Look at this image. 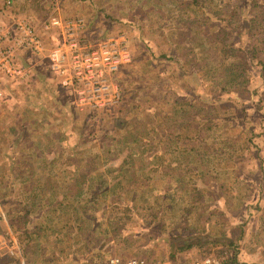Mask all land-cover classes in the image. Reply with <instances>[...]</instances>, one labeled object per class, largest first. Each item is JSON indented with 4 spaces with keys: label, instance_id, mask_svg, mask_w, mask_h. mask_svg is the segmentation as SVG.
<instances>
[{
    "label": "rangeland",
    "instance_id": "rangeland-1",
    "mask_svg": "<svg viewBox=\"0 0 264 264\" xmlns=\"http://www.w3.org/2000/svg\"><path fill=\"white\" fill-rule=\"evenodd\" d=\"M15 4L3 9L0 5L1 28L12 32L16 22H26L51 47L61 31L45 27L47 18L54 14L64 19L81 17L87 39L123 41L130 59L114 75L118 102L80 109L73 90L56 81L55 88L45 89L46 95L38 89L19 95L22 88L32 89L38 77L43 82L57 78L38 74L49 71L43 54L18 47L17 62L27 75L2 83L0 200L4 206H0V222H15L12 215L17 213L12 212L22 213V201L35 204L43 201L42 195L48 197L50 193H30L32 183L38 187L37 178L49 177L51 187L62 189L69 182L66 200L70 201L59 202L65 197L62 192L52 195L56 222L50 233L56 231L51 236H33L27 256L22 243L12 252L6 248L7 253L22 256L23 264H104L111 255L144 256L171 264H190L207 254L222 260L236 255L244 262L264 259V71L256 63L264 56L260 48L264 36L249 28L251 0H236L235 28L229 30L249 63L248 90L235 98L219 88L211 95L216 88L211 77L200 74L202 67L207 71L220 64L212 49L205 51L206 59L195 50L192 62L186 63L188 87L179 78L167 82L171 60L152 58L148 50L158 52L162 47L170 53L179 44L180 33L171 30L164 0H18ZM153 11L156 14L148 20ZM171 55L181 59L178 50ZM39 66L46 70H38ZM165 88L164 97H169L168 92L178 97L171 94L169 103H156L163 100L159 93ZM186 88L200 94L187 98L182 95ZM53 101L62 112L51 113L50 118L48 113L31 110L47 109L44 105ZM161 116L164 127L157 124ZM182 131L187 135L186 149L205 132L216 147L200 157L193 148L182 149L183 144H152L154 138L177 137ZM161 151L166 162L155 171L161 161L153 163V158ZM23 171L33 174L28 177ZM77 175L87 178L78 182ZM67 210H71L69 216ZM52 218L44 219L45 224ZM22 227L18 219L16 228Z\"/></svg>",
    "mask_w": 264,
    "mask_h": 264
},
{
    "label": "trees",
    "instance_id": "trees-1",
    "mask_svg": "<svg viewBox=\"0 0 264 264\" xmlns=\"http://www.w3.org/2000/svg\"><path fill=\"white\" fill-rule=\"evenodd\" d=\"M159 1V0H158ZM164 2H167V6H165V9H169L167 11V15L170 16L169 21H171V30L176 31L179 35L176 40H178V50L181 56V59H175L171 55L173 50L169 52L164 53V48L160 47L158 49V52L156 50H153L151 47H148L150 54L153 55L152 58H158L162 60H171L169 63V67H173L171 71L166 72V79L167 82L177 80L178 78L182 80V82L186 85V87L189 86V82L185 81L184 74H187V70L189 69L188 64L192 62V55L194 54V51L200 52L203 56V59H206L209 54L205 51L208 49H212L215 52V55H217V64L219 66L216 68L212 67V70L205 69L202 67L200 69V74L206 73L211 77V84H213L216 88L212 89L211 95H216L217 88H219L220 91H223L228 94H232L233 97L241 96L242 93L247 92L248 90V82H249V63L247 60V54L245 53L244 49L240 46H235L231 39V32L229 31L232 28H235L233 24H235V19L233 17L234 11H235V3L236 0H164ZM225 7L228 8V12L225 9ZM154 8H157L155 6ZM165 9L162 11L164 12ZM250 17H249V28L253 30H258L261 34L264 36V0H251V7H250ZM150 14V12H149ZM154 14H156V11H153L149 16L148 20H150L151 17H154ZM157 17H159L157 15ZM264 51V43H262V46L260 47ZM264 53V52H263ZM255 56V54L252 52V57ZM257 65L260 67L261 71H264V56L257 59ZM175 66H177L179 69H176ZM194 77L196 75H193ZM185 78V79H184ZM199 81V77H198ZM210 83V81H209ZM173 87V84H172ZM187 92L185 94H182L186 96L187 98H190L192 96H195L196 90L192 88L190 90L189 88H186ZM166 91V92H165ZM168 89H163L161 93H159L162 97L167 93ZM157 92V91H156ZM165 92V93H164ZM169 97L165 96L163 100H157L156 103L163 104V103H169L170 102V95L174 94V96L177 98L178 93L168 92ZM264 93V91H263ZM66 99V98H64ZM214 101L213 99H210L209 102L211 103ZM232 108H235L234 103L230 105ZM155 114H158L155 113ZM62 115V114H61ZM157 124L160 127H164V121L163 116L159 118L157 121ZM186 127V125H185ZM206 127H209L207 125ZM163 129L159 128V131L161 132ZM189 130V129H188ZM187 130V131H188ZM186 136L184 134V131L180 132L177 137H158L154 138L155 141L152 142L154 146L162 147V144L166 142V144H170L171 146L175 143H179L180 145L183 144L182 149L185 148V150L189 151L192 148L194 149L196 155L203 157L204 155L208 154L213 147L215 146L214 140L208 135L207 132L202 133L198 135L197 141L192 140L193 143L189 149H186ZM146 139H151V137H146ZM167 139V140H165ZM188 141H190V138L187 137ZM180 149V146H178ZM177 147V148H178ZM218 149V147H217ZM182 151V150H181ZM183 153V152H182ZM159 155H156L153 158V163H156L161 161L160 164L156 165V168L153 170H159L161 166L164 165L163 162H166L164 152L161 151V153H158ZM127 160V159H126ZM126 160H124V163H126ZM47 162V161H46ZM25 172L23 171V174ZM44 173V172H42ZM40 173V174H42ZM18 174V172H17ZM68 174V173H66ZM28 175V174H26ZM50 176V175H48ZM29 177V175H28ZM87 176H75V179L79 181H84ZM50 178L46 177L44 179L37 178L39 181L38 187L33 186L34 183H32V189L31 194L36 196L40 194H46L50 193L48 197H46V200H52L49 199L52 195L60 194L61 192L64 194V198L60 199L61 204H66L70 200H66L70 194V184L69 182L67 185L62 189L59 188L58 185L55 187H51L50 185ZM93 180V179H91ZM47 189H44V188ZM39 188V189H38ZM65 188H67L65 190ZM26 190H23V193H25ZM37 192V194L35 193ZM119 193V198H120ZM29 196V195H28ZM28 196H25L28 198ZM43 200H45V196L42 195ZM41 199V198H40ZM78 201H74L73 205H76ZM35 205V204H33ZM0 206L3 207L4 203L0 200ZM70 207V206H66ZM52 209V208H51ZM49 209V210H51ZM48 210V211H49ZM32 211V206L28 209H25L24 214H28V212ZM71 214V210H67V216ZM1 217V216H0ZM92 215L88 216L85 220L88 222H91ZM23 225L25 224V217L22 220ZM34 224H31L32 228L30 230L24 228L20 229L21 235H25L23 241V244L25 245L24 255L27 256L29 254V248L26 249L27 244L30 243L31 239L35 234L37 235L39 232V225H43L46 227L45 221L42 219H34ZM19 235V236H21ZM33 240V239H32ZM21 241V240H20ZM31 244V243H30ZM191 245V244H189ZM88 251L92 252L91 249H87ZM13 262H15L14 258L11 259ZM225 264H264V259L260 258L258 262H244L237 259L236 255L233 257H230L227 260H223ZM20 264V263H17Z\"/></svg>",
    "mask_w": 264,
    "mask_h": 264
},
{
    "label": "built area",
    "instance_id": "built-area-1",
    "mask_svg": "<svg viewBox=\"0 0 264 264\" xmlns=\"http://www.w3.org/2000/svg\"><path fill=\"white\" fill-rule=\"evenodd\" d=\"M12 3L13 0H0L2 9ZM85 24V19L81 17L64 19L56 14L50 15L44 26L55 27L61 31L60 39H55L56 43L51 47L26 22H16L12 32L0 27V106L5 95L2 83L17 77L22 79L27 75L25 68L17 62L20 47L45 56L49 71L59 79L61 86L73 90L76 94V105L80 109L90 107L95 110L117 103L120 95L116 89L114 75L129 61V50L123 41L118 42L114 37L96 42L87 39L83 33L86 31ZM104 264L171 263L144 256L111 255ZM190 264L225 263L217 254H207Z\"/></svg>",
    "mask_w": 264,
    "mask_h": 264
},
{
    "label": "crops",
    "instance_id": "crops-1",
    "mask_svg": "<svg viewBox=\"0 0 264 264\" xmlns=\"http://www.w3.org/2000/svg\"><path fill=\"white\" fill-rule=\"evenodd\" d=\"M17 1L18 0H13L12 5H16L15 3ZM15 9H16L15 7H12V11L15 10ZM0 14H4V13H2L1 10H0ZM37 69L38 70H41V69H45V68H43V66H39V67H37ZM46 71H41L38 74H41V75H44V74L46 75L47 74L48 76L50 74V76H51V72L48 73L49 71L48 72H46ZM38 80H37L38 83L32 89H29L27 91L26 89L22 88L21 91H18V92H20L19 95H22V94L23 95H26V94L29 95L30 93H32L33 90H37V89L39 91H43L44 95H46L45 89L48 90L49 87H50V89L55 88L54 87L55 86V81H56V84L58 86H61L59 84V82L57 81V79L53 78L52 76L50 78H46L44 80L46 82L41 81L39 77H38ZM40 96L41 95H39L38 97H40ZM23 99H26V98H23ZM27 99H31L32 100L33 97L32 96H27ZM55 100H58V102H60V100L57 97H56ZM43 101L44 102H47V98H46V100H43ZM54 102L55 101H53L52 103H49L48 105L45 104L44 106L47 107V109L46 108L41 109V108H34L33 107V108H31V110H37L38 113H45V114L48 113L47 114V117L50 118V114L51 113H56L59 110L62 112V109L57 108V110H56V107H55V103ZM60 103H62V102H60ZM42 117H44V116H42ZM49 141L51 142V140H49ZM55 142H56V140H55ZM65 158H66V156H65ZM71 158H72V156L69 155V159H71ZM24 172H25L24 174L27 173L28 175L33 174V173L28 172V171H24ZM66 173H68L70 175L73 174L70 171H62V174H66ZM54 174H55V172H54ZM24 189L26 190V188H23V190ZM30 192H31V190H30ZM26 193H27V191H26ZM53 201H54V199H52V200H46L45 199V200L39 201V202L35 203V205H33V203L29 204L30 203L29 201L24 200L20 204V207L22 208V213H20L19 211L12 212V214L17 213L16 215H12V216H15V218H16V221L15 222L12 223L11 221H8L6 219H5L6 220V225H3V222H0V224H1L0 226H2V228H0V234L2 235L0 237V252H2L4 254V255L0 254V264H13V261L11 260L13 258L15 260L17 259L16 264L17 263L22 264V262L24 261L23 258H22V256H18V254H16V253L9 255L7 253V249L9 250V248H10L11 251L12 250L15 251V249H16V247H17L18 244L19 245H21V243L23 244V241L20 242V239H21V237H24L25 235H21V232L22 231H20V229L23 228V230H24V228H26V229L30 230L32 228L31 227L32 226L31 224H34L33 223L34 219H39V218L41 219V215L42 214H45L46 215V217H44L42 220L47 219L50 216H53V218H52L51 222L48 223L49 225H46L47 228H45L44 224L43 225H39V232H38V234L45 233L47 236H51L49 234L54 233L56 231V229H55V231H53V232L50 233V230H53L54 229V225H55V222H56V220L54 219L55 213H54V210H53V208H56V206L53 205L54 204V203H52ZM40 202H42V203H40ZM12 206H15V203H13ZM31 206L34 208V210L28 212V214H24L25 213V209H28ZM9 208H10V206H9ZM39 209H40V212L39 213H36ZM49 209H51V210H49ZM57 216H58V213H57ZM24 217H25V224L23 225L22 228L17 229L16 228V222L18 221V219H20L22 221L24 219ZM45 223H47V222L45 221ZM19 235H21V236H19ZM35 236H36V234H35ZM259 260H260V258H258L256 261L258 262Z\"/></svg>",
    "mask_w": 264,
    "mask_h": 264
}]
</instances>
